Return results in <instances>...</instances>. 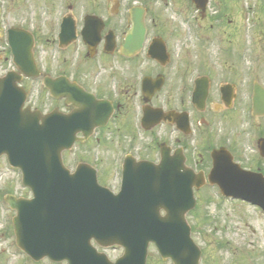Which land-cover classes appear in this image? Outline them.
<instances>
[{
	"label": "flooded vegetation",
	"instance_id": "obj_1",
	"mask_svg": "<svg viewBox=\"0 0 264 264\" xmlns=\"http://www.w3.org/2000/svg\"><path fill=\"white\" fill-rule=\"evenodd\" d=\"M8 1L14 16L7 24L5 6L0 4V62L6 63L0 70L6 72L8 66L7 70L15 71L14 82L19 81L26 94V106L41 110L44 117L53 115L55 122L63 124L66 115L79 114L74 121L79 125L80 139L72 152H64L67 164L87 162L96 168L100 180L106 176L122 180L125 164L158 163L163 152H169L175 160L183 161L182 171L207 175L212 151L226 147L244 168L264 174V127L253 128L251 165L241 162L246 152L236 139L232 143L211 141L215 123L220 118L235 120L238 113L240 76L233 65L226 62L225 67L232 78H223L217 85L210 68L193 74L186 60L177 59L174 22L156 11L153 0H92L84 13H76L81 0H51L57 9L51 16L49 6L43 5L46 0ZM213 2L209 0L206 9L193 16L182 14L190 28V22L196 21L203 22L207 31H215L226 14L210 12ZM34 5L46 17L35 12L28 19L26 10ZM232 23L229 19L228 24ZM27 34L34 39L30 44L32 61L14 54L29 46ZM40 48L48 51L43 55ZM18 62L27 66L24 73ZM256 74L260 75L254 70L248 77V94L253 121H260L264 113H255L254 100L258 93L262 95L264 82ZM206 89L204 103L201 99ZM168 112L172 114L162 118L161 114ZM93 146L110 152L105 157L107 168L103 159L88 149Z\"/></svg>",
	"mask_w": 264,
	"mask_h": 264
},
{
	"label": "water",
	"instance_id": "obj_2",
	"mask_svg": "<svg viewBox=\"0 0 264 264\" xmlns=\"http://www.w3.org/2000/svg\"><path fill=\"white\" fill-rule=\"evenodd\" d=\"M23 54L26 59L31 56ZM12 77L9 73L0 78V155L6 154L22 170L23 183L33 193L31 198H5L17 212L13 221L18 246L35 260L147 264L154 242L162 257L174 264H199L201 250L186 213L196 205L194 186L203 185V177L181 172L166 154L157 166L141 163L129 171L119 193L100 185L90 166L71 172L62 152L76 140L77 115H66L62 127L55 121L42 123L40 111L23 108L25 96ZM213 157L211 183L225 195L264 208V176L243 170L224 148ZM93 240L104 247L122 245L125 252L112 262Z\"/></svg>",
	"mask_w": 264,
	"mask_h": 264
},
{
	"label": "rangeland",
	"instance_id": "obj_3",
	"mask_svg": "<svg viewBox=\"0 0 264 264\" xmlns=\"http://www.w3.org/2000/svg\"><path fill=\"white\" fill-rule=\"evenodd\" d=\"M89 2L92 0H81L80 4L76 5L78 7L76 13H84L88 10ZM229 2L230 0H214L210 6L212 13L217 11L221 13L223 10L226 13L224 20L217 23L215 31H207L203 22L198 24L192 21L191 28L189 27L182 14L189 12L193 16L198 13L190 0L188 2L153 0L152 6L156 4V11L174 22V28L178 30V36L174 41L177 59L186 60L188 65L193 67V74L198 75L210 68L215 73L217 85L223 78H232L228 69H225L226 62H229L233 65V71L240 76L237 80L239 98L236 100L238 112L235 115L236 119L220 118L214 125L211 141L215 144L221 141L232 143L236 139L246 152L241 162L244 165H251L253 164L250 159L253 154L251 147L253 128L264 127V118L253 121L248 94V77L254 70L260 73V75L256 74L257 79L264 82V0ZM0 4L6 9L5 22L12 23L14 15L10 2L0 0ZM43 5L49 6L50 16L57 10L51 0H46ZM35 12L46 17L44 11L36 10L34 5L26 10L28 19L29 16L33 17ZM17 19L16 21L21 20V18ZM229 19L233 21L232 24H228ZM205 23L209 25L208 21ZM229 38L231 42L228 41ZM39 50L43 55L48 51L41 48ZM3 64L6 63L0 62V66ZM34 93L37 94L36 91ZM88 149L103 159L104 167L109 166L105 157H109L110 152L106 148L93 146ZM200 150L203 151L204 148L200 147ZM96 156L94 155V158ZM67 159L68 156L66 161ZM101 183L115 190L119 188L121 180L106 176ZM6 193L24 197L32 195L31 190L23 185L21 171L11 166L6 156H2L0 157V264H66L47 258L34 261L18 247L13 225L15 211L4 201L3 197ZM198 198V206L187 216L192 226V236L203 250L200 264H264V211L248 202L237 199L230 201L221 195L217 186L209 184L200 190ZM105 251L112 258L123 253L121 248H109ZM148 260L149 264H173L171 260H163L154 245L150 248Z\"/></svg>",
	"mask_w": 264,
	"mask_h": 264
}]
</instances>
